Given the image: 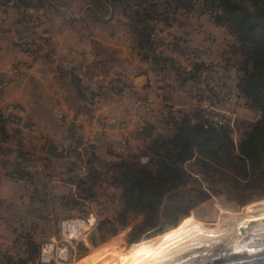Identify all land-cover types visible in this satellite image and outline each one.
<instances>
[{
  "label": "rangeland",
  "instance_id": "374dc122",
  "mask_svg": "<svg viewBox=\"0 0 264 264\" xmlns=\"http://www.w3.org/2000/svg\"><path fill=\"white\" fill-rule=\"evenodd\" d=\"M0 5L14 19L2 21L0 33L15 27L13 42L2 41L33 51L31 60H48L38 48L53 46L51 37L68 27L70 12L76 16L78 49L73 66L101 86L125 88L128 72L145 76V88L138 91L143 95L163 90L155 107L158 114L147 117L133 145L118 154L117 139L112 150L105 147L100 152L96 148L108 127L106 115H117L116 109L124 114L119 100L127 91L109 93L113 102L102 104L86 91L83 80L74 78L77 100L70 108L68 127L74 134L70 131L68 137L63 130L60 145L50 144L45 155L29 154L43 165V173L29 186L37 212L26 216L19 236L2 226L0 264H129L145 254L149 262L140 257L139 264H150L169 237L159 253V260L167 258L165 263L264 264V159L247 178L214 165L204 168L196 158L182 161L173 188L153 193L141 208L127 203L125 166L156 175L163 147L155 146L168 141L185 121L209 127L210 120L218 118L222 124L213 128L228 131L234 145L230 156L237 157L240 141L262 116L261 108L242 91L249 70L245 44L229 24L215 20L218 9L206 0H0ZM43 20L45 37L38 28ZM20 59L15 56L12 64ZM147 65L158 86L147 79ZM86 128L91 137L84 135ZM24 135H14V143H21ZM252 195L261 197L248 202ZM62 217L91 221L73 237H64L58 227ZM180 217L184 218L172 226ZM174 247L183 253H171Z\"/></svg>",
  "mask_w": 264,
  "mask_h": 264
},
{
  "label": "crops",
  "instance_id": "0c3cea01",
  "mask_svg": "<svg viewBox=\"0 0 264 264\" xmlns=\"http://www.w3.org/2000/svg\"><path fill=\"white\" fill-rule=\"evenodd\" d=\"M3 9L0 5V23H14L11 12ZM66 19L68 27H64L62 33L55 31L51 37L53 46L38 48L40 54L48 56V60H45L44 56L31 60L33 51H25L17 47L18 45H11L15 36L14 26H10L8 33H0V133L3 134V139L0 138V229L2 226H10L11 232H17V236L21 233V226H26V216L30 215L32 210L37 212L34 204L36 196L32 197L29 193V186L35 176L43 173V165L37 159L35 161L30 158L29 154L45 155L50 144L53 148L60 145L59 142L64 137L63 130H66L68 137L71 135L70 131L74 134L72 128L68 127L72 123L70 116L73 112L70 108L77 100V93L73 90L74 79L63 69V61L72 65L73 56L78 53L77 34L74 29L76 16L68 12ZM42 22L38 28L45 37L48 33L45 20ZM21 38L25 39L24 36ZM2 39H10L11 43L6 40L3 42ZM15 56L21 57L18 64H12ZM125 74L128 75L125 78L129 79L128 83L134 90L142 91L145 88V79L142 76L133 77L128 72ZM154 77L157 78V73ZM151 80L152 85H159L157 80L154 82L152 77ZM162 91L156 89L154 95L151 94L154 104L148 120H151L156 112L155 107L160 102ZM109 97L107 96V99ZM103 109L105 110L106 106ZM60 110L63 111L61 118L58 116ZM118 110L114 112H118L115 116L122 126L113 129L107 125V129H102L101 144L96 148L100 152L105 147L112 150L122 134L130 135V145H133L132 140L137 136L133 129L138 126V118H126L125 114ZM24 126H27L24 130L19 128ZM84 131L85 136H92V132L87 128ZM21 134L26 137H21V143L15 144L13 136ZM52 139L54 141L51 142ZM6 232L8 233L7 230Z\"/></svg>",
  "mask_w": 264,
  "mask_h": 264
},
{
  "label": "trees",
  "instance_id": "16d2710c",
  "mask_svg": "<svg viewBox=\"0 0 264 264\" xmlns=\"http://www.w3.org/2000/svg\"><path fill=\"white\" fill-rule=\"evenodd\" d=\"M206 1L211 3L213 9L219 11L215 20L229 24L231 31L245 44V65L248 67L246 69L249 70L246 71V76L242 80L244 82L242 91L247 98L261 108L262 116L251 125L246 136L240 141L237 157L230 156L234 145L228 131L210 126L204 127L203 124L199 123L189 125L185 121L168 141L162 140L160 144L155 146L156 150L163 147L162 153L158 155L160 159L156 175L151 174L150 170L145 171L132 166H125L123 173L126 178L127 203L131 207L138 206L137 208H141L150 202V200L144 199L151 197L153 193L159 195L160 192L173 188L178 182V175L181 172L179 162L196 158L204 168H211L214 165L232 171L241 178H247L263 162L264 0ZM166 145L170 146L167 147ZM257 197H261V195H252L247 200L250 202ZM261 198H264V195ZM184 217H180L172 226H175ZM196 230L197 228L193 229L194 232ZM171 238H167L159 245V253H162L163 248ZM159 253L155 255L154 259L158 258L156 260H159L161 258ZM140 257L149 262L145 254L130 260L132 262L129 264H139L143 261V259L138 260Z\"/></svg>",
  "mask_w": 264,
  "mask_h": 264
},
{
  "label": "built area",
  "instance_id": "2783aa9c",
  "mask_svg": "<svg viewBox=\"0 0 264 264\" xmlns=\"http://www.w3.org/2000/svg\"><path fill=\"white\" fill-rule=\"evenodd\" d=\"M9 4H12V2H8ZM150 62V60H148ZM150 64V63H149ZM63 69L67 71L70 76L74 79L75 77L79 78L81 81L83 80L84 87L87 92L91 93L92 96H94V99L97 102H102V104L112 102V100H107V96L109 93L119 95L122 90L127 91V95L124 94L122 99L119 101L125 106L124 108V114L126 118H138V126L133 129V131L136 133V135H141V130L145 126L147 117L150 116L153 109L154 104V98L152 96H145L143 95V92H138L137 90H134L132 85L127 83L126 87L123 89L113 87V84L104 86H101V84L93 79V77H89L85 70H78L76 66L69 65L68 62H63ZM147 71L146 73L149 74L147 76V79L151 82V74H153V68L147 65ZM145 79V76H143ZM149 84V83H148ZM151 84V83H150ZM113 88V89H112ZM108 107V106H106ZM60 109V108H59ZM58 113L59 118L62 117L63 111ZM260 112V111H259ZM218 118H214L210 120V126L211 127H218L221 125V121L217 120ZM106 125L113 129H118L122 126L121 121L116 117L115 115L109 113L106 115L105 119ZM208 125H205L207 127ZM21 130H24L27 128V126L19 127ZM130 135L128 134H122L121 137L117 141V146L115 148V152L118 154H121V152H125L129 145H130ZM90 144L93 143V141H89ZM93 219V218H92ZM91 221L90 218H71V217H62L58 221V227L60 228V234L64 237H73L75 233H79L82 229V226L86 225V222Z\"/></svg>",
  "mask_w": 264,
  "mask_h": 264
},
{
  "label": "bare ground",
  "instance_id": "6f19581e",
  "mask_svg": "<svg viewBox=\"0 0 264 264\" xmlns=\"http://www.w3.org/2000/svg\"><path fill=\"white\" fill-rule=\"evenodd\" d=\"M261 240H262V239H261ZM192 242H195V240L193 239ZM188 243H189V242H188ZM255 244H256V243H255ZM255 244H254V245H255ZM185 245H187V244H185ZM185 245H184V246H185ZM254 245H253V246H254ZM263 245H264V244H263ZM184 246H182V247H184ZM257 246H258V245H257ZM261 246H262V245H261ZM182 247H181V248H182ZM191 247H193V246H191ZM195 247H197V246H194L193 249H195ZM255 247H256V246H255ZM250 248H251V247H250ZM179 249H180V248L174 247L170 252L172 253V251H173V253H174L176 250L179 251ZM188 249H189V247H188ZM190 249H191V248H190ZM193 249H192V251H193ZM254 249H255V248H254ZM256 249H257V248H256ZM196 250H197V248H196ZM198 250H199V249H198ZM259 250H261V249H259ZM181 251H182V250H181ZM189 251H190V250H189ZM192 251H190V252H192ZM252 251H253V250H252ZM170 252H169V253H170ZM187 252H188V251H187ZM190 252H189V253H190ZM169 253H168V254H169ZM178 253H183V251H182V252L179 251ZM197 253H198V252H196V254H197ZM255 253H256V252H255ZM261 253H262V252H261ZM168 254H167V255H168ZM193 254H194V253H193ZM196 254H195V255H196ZM199 254H201V253H199ZM262 254H263V253H262ZM167 255H166V256H167ZM174 255H175V254H174ZM178 255H179V254H177V256H178ZM188 255H189V254H188ZM191 255H192V254H191ZM191 255H190V256H191ZM253 255H254V254H253ZM257 255H259V254H256V256H257ZM170 256H171V255H170ZM182 256H183V255H182ZM184 256H185V255H184ZM168 257H169V256H168ZM172 257H173V256H172ZM185 257H187V255H186ZM191 257H192V256H191ZM263 257H264V255H263ZM170 258H171V257H170ZM175 258H176V256H175ZM180 258H181V254H180ZM183 258H184V257H183ZM183 258H182V259H183ZM201 258H202V257H201ZM166 259H167V258L165 257V259L162 258L161 260H155V261H152L150 264H177V263H181L180 261L178 262V260L175 261V262H173V263H170V262H172L173 260H172V261L169 260V261H170L169 263H167V262L165 263L164 260H166ZM168 259H169V258H168ZM171 259H172V258H171ZM173 259H174V258H173ZM177 259H179V258H177ZM182 259H181V261H184V260H182ZM184 259H185V258H184ZM187 259H189V258H187ZM236 259H237V258H236ZM236 259H235V261H236ZM239 259H240V258H239ZM257 259H258V258H257ZM259 259H260V258H259ZM263 259H264V258H263ZM174 260H175V259H174ZM179 260H180V259H179ZM197 260H198V259H197ZM200 260H201V259H200ZM200 260H199V261H200ZM176 262H177V263H176ZM189 262H190V261H189ZM197 262H198V261H197ZM195 263H196V262H195ZM198 263H200V262H198ZM203 263H204V261H203ZM203 263H201V264H203ZM248 263H249V262H248ZM251 263H252V262H251ZM256 263H258V262L256 261ZM262 263H263V261H262ZM252 264H253V263H252Z\"/></svg>",
  "mask_w": 264,
  "mask_h": 264
}]
</instances>
